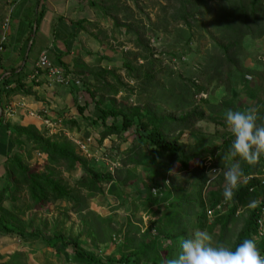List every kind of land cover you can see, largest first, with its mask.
I'll return each instance as SVG.
<instances>
[{"label":"rangeland","instance_id":"374dc122","mask_svg":"<svg viewBox=\"0 0 264 264\" xmlns=\"http://www.w3.org/2000/svg\"><path fill=\"white\" fill-rule=\"evenodd\" d=\"M240 1L202 0L192 11L188 0H87L96 21L85 28L99 51H84L89 59L71 67L84 85L70 88L77 104L88 108L82 115L65 107L60 122L37 129L79 157L89 171L114 180H95L70 158L45 153L28 136L16 135L8 157L10 199L0 209L15 233L0 234L10 236L6 246L17 248L11 255L0 254V263L77 264L69 248L62 250L60 261L44 242L60 234L70 240L80 237L86 250L108 264H123L122 256L134 257L131 264H155L159 257L167 264L172 243L168 234L181 245L194 232L206 231L213 246L237 247L253 207L223 198L225 173L238 164L230 155L233 136L225 113L255 111L264 99V36L241 39L230 51L231 61L222 52L223 46L235 42L225 34L221 16L229 4L238 6ZM9 7L8 0H0V32L8 22ZM259 7L264 9V0ZM100 107L123 110L136 125L148 121L151 129L160 126L192 159L184 163L156 158L135 128L107 135L92 122ZM194 113L204 117L189 119ZM109 122L121 127L122 117H110ZM263 164L253 176L262 182L255 187L261 212ZM201 171L207 177L204 206H187L183 199L197 197ZM33 174L58 182L69 195L55 198ZM249 181L243 174L238 190ZM209 209L216 210L213 217ZM178 214H184V231L177 225Z\"/></svg>","mask_w":264,"mask_h":264},{"label":"crops","instance_id":"0c3cea01","mask_svg":"<svg viewBox=\"0 0 264 264\" xmlns=\"http://www.w3.org/2000/svg\"><path fill=\"white\" fill-rule=\"evenodd\" d=\"M8 2V39L0 62V209L6 208L10 199L7 173L8 157H11L15 144L14 128L52 127L65 116V107L72 112L79 111L70 87L49 83L45 74H41L38 80L31 78L40 53L47 50L54 62L72 67L79 59H89L84 51H99L91 39L92 33L85 28L88 22L96 21L87 0ZM15 70L19 74L12 75ZM5 75L8 76L3 79ZM8 240H11L10 236L0 234L1 255L7 252L11 255L17 248L16 245L15 249L6 246ZM48 248L54 249V257L62 261L63 253L57 248ZM44 253L48 254L47 250Z\"/></svg>","mask_w":264,"mask_h":264},{"label":"trees","instance_id":"16d2710c","mask_svg":"<svg viewBox=\"0 0 264 264\" xmlns=\"http://www.w3.org/2000/svg\"><path fill=\"white\" fill-rule=\"evenodd\" d=\"M202 1V0H198ZM197 1V2H198ZM252 2H245L240 1L238 3V6L236 4H229L228 11L224 13L222 19H220V22L225 26V34L228 35L230 39H234L235 44L232 43V45L229 43L226 46H223L222 52L224 54V57L226 60L231 61V58L229 56L230 51L234 48V45H237L241 39H243L245 36H251L254 38L262 37L264 36V9H261L259 7V3L261 4L263 0H251ZM197 2L196 0H188V4L190 3L194 9L192 11H197ZM189 4V5H190ZM188 5L184 3V8H186ZM37 33V32H36ZM35 44V43H34ZM33 44V46H34ZM105 58V57H103ZM64 65V64H62ZM66 66V65H64ZM67 67V66H66ZM19 74V72H16V70L11 72V74ZM8 75H5L3 79H5ZM74 92V91H73ZM88 108V104L81 106L78 105V109L80 113L83 115L86 109ZM100 114L97 118L93 119V124L102 126L106 132L107 135L114 134V133H121L130 130L131 128L136 129V133L141 137V139L146 143V145H151L152 148H154V154H156V158L165 157L169 159L170 161L180 160L184 163L189 162L192 157L187 153L185 150L184 145H179L176 142H171L169 137L161 130L160 126L154 125L153 129H151V122L148 121H141L138 125L135 124L134 119L129 116L125 111L123 110H117V109H106V108H99ZM258 116V122L260 124H264V99L259 101L256 105V110L254 111ZM121 116L122 117V126L119 127L115 123H110V117L117 118ZM203 118V114H196L194 113L189 117V119L192 118ZM88 119V117H85ZM188 119H184L183 121H186ZM176 123H179L177 121H173ZM14 134L17 136H28L32 141H34L37 144H40L42 147L43 152L48 154H60L64 158H70L75 163H78L83 166V168L86 170L87 174L93 176L95 180L99 181H113L114 179L112 176H105L102 173H95L92 171H89L85 165V163L76 155L73 153H70L63 148H60L53 143H51L50 140L45 139L42 135H40L38 129L36 126H29V127H23V126H17L14 128ZM231 148V145L229 149ZM234 159L238 160V165L243 171V174L247 176L250 181L249 183H246L243 187H241L235 194L234 200L235 202L240 205H249L256 201L259 197L258 190H255V187L262 186V182L253 177L255 174H257L260 171V164L264 163V154H262L259 158V160L252 165L247 164L243 160H241L239 157H233ZM264 165V164H263ZM203 172H199L197 174L198 183H199V190L197 191V197H192L193 201L188 200L187 198L183 199V203L187 206L192 205V203L199 202L204 206V203L202 201V192L203 189L206 186L207 183V177L202 175ZM202 175V176H201ZM33 179H41L44 181V185L46 186V189L50 191V194H52L55 198H61L66 197L69 195V192L65 187L60 185L58 182L53 181L48 178H41V176L38 175H31ZM252 178V179H251ZM195 186V183L193 184ZM38 187V185H36ZM196 187V186H195ZM193 187V190L194 188ZM42 196L45 199H48L49 195L43 192ZM261 211L259 207H253L250 211V216L247 221V224L245 225L244 229L241 231L237 246L243 242L244 239H253L256 243L257 249L261 256L264 255V238L258 240L257 238V230H258V220L260 218ZM180 224V231H184L185 228L183 227L184 224V214H178V220L177 225ZM0 232L6 233V234H13L15 231H13L7 222L0 216ZM166 237L171 240V245L168 247V254L167 259L169 260L172 258V255L176 251H180V245L178 241H176L171 235H166ZM257 238V239H256ZM44 242L47 244L50 248H57L59 252H63L62 250L70 249V252L72 254L73 260L77 264H108V262L104 261V259L99 258L97 254H95L92 251H88L83 247V241L79 238L75 240L67 239L63 235H55L52 238L44 239ZM146 246H143L141 250H145ZM135 255V254H134ZM121 262L123 264H131L132 261H134V257L126 258V256H122ZM163 259L162 257H159L155 264H162ZM3 264V263H0Z\"/></svg>","mask_w":264,"mask_h":264},{"label":"clouds","instance_id":"9594fccd","mask_svg":"<svg viewBox=\"0 0 264 264\" xmlns=\"http://www.w3.org/2000/svg\"><path fill=\"white\" fill-rule=\"evenodd\" d=\"M225 118L233 136L230 155L249 165L255 164L264 154V124L258 122V116L252 110L230 109ZM242 175L238 164L225 173L223 198L226 202L234 198ZM250 206L255 207L256 202ZM211 239L206 231L194 232L189 238L182 239L178 255L170 258L167 264H264V257H261L253 239H244L234 250L213 246Z\"/></svg>","mask_w":264,"mask_h":264},{"label":"built area","instance_id":"2783aa9c","mask_svg":"<svg viewBox=\"0 0 264 264\" xmlns=\"http://www.w3.org/2000/svg\"><path fill=\"white\" fill-rule=\"evenodd\" d=\"M8 22L4 25V32L2 33V37L0 39V62L2 60V57L6 51V43L8 39V27H9V19ZM41 74H45L47 77V80L51 84H59L66 87H77L81 88L84 85V81L80 75L74 71L71 67H66L62 64H58L54 62L49 55V52L47 50H43L36 62L35 69L33 73L31 74V78L34 80H38V77ZM2 81V78L0 77V83ZM86 149V147H83ZM216 208H220L218 205ZM215 209H209L208 214L209 217H213L215 213ZM263 216L261 217V215ZM261 215L258 220V232L260 239L264 238V208L261 212ZM261 257H264L261 256Z\"/></svg>","mask_w":264,"mask_h":264}]
</instances>
